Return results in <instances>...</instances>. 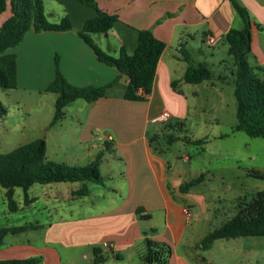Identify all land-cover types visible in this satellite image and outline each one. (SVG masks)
<instances>
[{
	"label": "crops",
	"instance_id": "1",
	"mask_svg": "<svg viewBox=\"0 0 264 264\" xmlns=\"http://www.w3.org/2000/svg\"><path fill=\"white\" fill-rule=\"evenodd\" d=\"M41 1L48 22L59 23L67 16L72 30L35 32L31 29L16 47L5 52L16 56V87H20L19 81L22 79L31 83L26 89L44 92L54 77L56 56L59 58L61 74L71 85L107 86L103 98L91 103L83 101L77 108L86 110L87 107V115L83 122L76 121V129L79 127L78 132L74 130L76 140L84 145L86 156L95 149L103 155L102 150L115 148V157L119 151L123 157L120 172L122 183L111 185L106 188L107 194L104 192L101 195L105 201L104 209L96 214L91 212L81 221L61 219L62 222L51 225L45 231V241L58 237L61 233L57 227H61V231L70 235L72 240L76 233L81 232L86 235L85 238H80L83 243L93 245L111 242L108 244L112 247L105 251H109L117 260L125 261L137 257L136 248L148 238L171 247L167 264H209L198 253L200 241L206 234L195 229L197 221H204V208L196 205L189 194L190 190L186 193L179 191L181 175L178 171H172V167L164 159L152 152L150 139L145 134L129 137L127 130L132 129L136 118H142L144 127L156 125L153 119L163 110L170 113L166 123L183 116L184 104L177 94L184 96L182 90L192 84L183 81L187 64L180 56L182 48L190 52L192 63L206 64L203 49L208 47L212 49L210 62L218 64L222 70H230L233 61L225 57L228 55V45L224 36L232 29L243 28L231 1L94 0L99 10L118 17L106 34H90L93 44L103 52L116 57L120 49H124L132 54L136 48L138 31L146 29L151 30L154 37L165 44L157 63L151 93L142 102L124 100L127 78L120 76L115 68L100 63L91 48L78 36L85 23L97 16L96 11L78 0ZM234 1L248 12L251 21L248 63L251 67L264 69V0ZM47 4L49 10L46 12ZM8 16V12L0 13V25ZM208 36L217 38V43L213 46L206 45L205 39ZM210 84L214 86L213 83ZM192 93L196 95L195 91ZM125 108L133 116L129 119L115 116V111ZM60 124L61 127L63 123ZM68 125L74 129L72 122ZM88 185L90 184L87 183ZM72 192L62 195L63 199ZM120 192H125L121 200L118 199ZM91 194L90 191L85 197ZM58 196L57 192V196L46 198L48 201ZM28 197L33 199L30 205L38 198ZM184 199H191L190 204H180V200ZM30 205H24L23 208ZM193 206L198 207L197 220L193 216ZM23 208L18 207V210ZM137 208H142V214H149L150 218L141 220L136 215ZM186 208L192 214L189 222L181 215V210ZM40 254L43 255L40 264H60V258L50 248L31 249L28 244L19 241L8 242L0 248V260L24 259Z\"/></svg>",
	"mask_w": 264,
	"mask_h": 264
},
{
	"label": "rangeland",
	"instance_id": "2",
	"mask_svg": "<svg viewBox=\"0 0 264 264\" xmlns=\"http://www.w3.org/2000/svg\"><path fill=\"white\" fill-rule=\"evenodd\" d=\"M48 10L47 4L46 12ZM203 51L207 67L215 75L224 78V82L212 79L210 82L184 88V96L177 94L184 104L182 117L146 127L141 123L142 118H136L132 129L127 130V136L139 137L145 134L146 138L151 139L158 135L151 146L152 152L164 159L172 167V171L179 172L182 183L200 175L203 177L200 183L189 189V194L196 205L202 206L205 211L204 221H197L195 229L207 234L234 216L239 206L242 207L256 193L264 190V140L250 138L243 132L233 130L237 121L232 78L229 71L210 62L212 49L204 47ZM225 57L231 59L228 55ZM210 83L214 86H210ZM30 84V81L21 79L20 87L0 90V154H7L19 146L42 138L46 144L47 159L58 164L84 167L100 156L99 171L104 186L89 183L87 187L92 192L91 196L73 199L70 194L63 199L62 195L77 190L81 184H35L29 189L28 196L38 198L26 208H23L22 190L15 188L14 200L19 208H23L16 212L8 211L4 189L0 187V228L38 225L36 230L7 235L3 245L19 241L28 244L31 249L50 248L60 258V264H143L137 257L117 260L109 251H105L109 249L105 245L111 242L93 245L83 243L80 238H85L86 235L81 232L76 233L72 240L70 235L61 231V227H57L61 233L58 237L45 241V231L51 225L62 222L61 219L81 221L91 212L96 214L104 209L105 201L101 195L104 192L107 194L106 188L111 185L122 183L120 172L123 157L120 151L115 157V148L102 150L103 155L95 149L86 156V149L77 142L74 131H79V127H75L78 125L76 121L83 122L87 115V107L86 110H77L83 100H76L64 109L61 127L60 123L51 127L49 124L54 113L55 96L26 89ZM119 115L124 119L133 116L127 108L115 111V116L119 118ZM69 122L73 123L74 129L68 125ZM110 134L115 136L111 130ZM167 135L176 137L177 141L167 146L164 140ZM195 140H202L204 143H191ZM253 173L263 177L254 178L251 175ZM57 192V198L47 201L46 197L57 196ZM124 193L120 192L118 199H123ZM189 202L191 199L180 200L182 205L190 204ZM195 206L193 216L197 220L198 207ZM189 213L191 218V211ZM94 248L101 251V261L97 263ZM198 251L200 257L209 264H264V237L220 239L214 241L208 250L203 251L199 247ZM34 257L42 258L43 255Z\"/></svg>",
	"mask_w": 264,
	"mask_h": 264
},
{
	"label": "trees",
	"instance_id": "3",
	"mask_svg": "<svg viewBox=\"0 0 264 264\" xmlns=\"http://www.w3.org/2000/svg\"><path fill=\"white\" fill-rule=\"evenodd\" d=\"M92 7L97 16L88 20L78 36L91 48L96 59L109 67L115 68L120 76L127 78L128 82L124 92L127 102H142L151 93L157 63L165 49L164 42L156 39L151 30H139L136 48L132 54L120 49L116 57L111 56L97 46L90 38V34H106L117 21L116 15L102 12L94 0H78ZM233 8L243 23V28L232 29L224 40L228 45L227 54L233 65L229 70L232 78L233 95L236 100L235 132H243L250 138L264 140V69L251 67L248 56L251 51V21L248 12L230 0ZM8 12L9 16L0 25V90L16 88V65L14 54H6L8 50L16 47L29 30L35 32H66L72 26L67 16L59 23H50L44 14L41 0H0V13ZM180 56L187 64L183 74V81L187 84H201L205 81L224 78L215 75L206 64H193L189 52L182 48ZM59 58L54 59V77L46 86L44 92L55 96L54 113L49 126H54L64 117V109L76 100L91 103L105 95L107 86L103 87H75L61 74ZM108 86H111L108 85ZM159 136L154 135L149 140L151 146ZM167 146L172 145L177 138L167 135L164 138ZM193 144H203L202 140L191 141ZM84 167L68 166L50 161L46 157V144L39 138L29 144L19 146L7 154H0V187L4 189V197L9 212L18 210L14 200L15 188L23 192L25 206L30 205L28 190L35 184L49 185L58 183H80V187L71 193L73 198H82L89 194L87 183L101 185L103 180L99 171V158ZM254 178H261L258 173L251 174ZM203 180L200 175L179 186L181 193ZM136 215L141 220L150 218L143 215V209L137 208ZM38 229V225H24L18 227L0 228V248L7 235H17L29 230ZM241 237H264V190L255 194L249 201L238 207L237 212L220 226L207 233L200 241V249L208 250L214 241L220 239H235ZM100 249L94 248L95 263L100 262ZM136 255L143 264H167L171 255V247L163 242H156L145 238L136 248ZM41 257L24 259L0 260V264H40Z\"/></svg>",
	"mask_w": 264,
	"mask_h": 264
},
{
	"label": "built area",
	"instance_id": "4",
	"mask_svg": "<svg viewBox=\"0 0 264 264\" xmlns=\"http://www.w3.org/2000/svg\"><path fill=\"white\" fill-rule=\"evenodd\" d=\"M218 39L212 36H208L205 39V43L208 46H213L217 43ZM170 117V113L168 110H163L160 115H158L155 119H153V123H164L166 122ZM181 215L184 217L186 222L190 221V213L187 209H182L181 210ZM108 248H111L112 245L107 244Z\"/></svg>",
	"mask_w": 264,
	"mask_h": 264
}]
</instances>
